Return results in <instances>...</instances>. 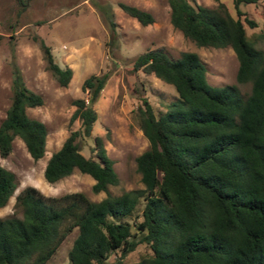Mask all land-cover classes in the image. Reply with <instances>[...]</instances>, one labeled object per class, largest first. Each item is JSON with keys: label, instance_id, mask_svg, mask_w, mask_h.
Here are the masks:
<instances>
[{"label": "trees", "instance_id": "obj_1", "mask_svg": "<svg viewBox=\"0 0 264 264\" xmlns=\"http://www.w3.org/2000/svg\"><path fill=\"white\" fill-rule=\"evenodd\" d=\"M232 1L235 15L223 3L168 0L170 23L197 46L231 47L238 59L236 81L250 83V92L242 94L236 84L210 85L195 52L176 59L161 49L138 54L133 69L172 85L177 99L157 114L143 98L135 111L148 140L136 157L143 190L112 195L108 187L119 181L113 160L102 137H92L94 103L107 74L86 77L81 88L87 99L72 102L70 121L78 120L79 127L50 155L43 176L55 183L78 170L94 180L93 193L106 196L98 201L82 192L45 196L25 187L15 197L21 216L0 217V264H46L75 229L70 264H106L111 254V264H264V53L246 33L244 23L255 22L240 9L257 0ZM118 6L141 25L153 22L148 11ZM39 47L46 69L66 86L71 68L58 65L43 40ZM11 90L0 121V156L10 153L18 137L37 160L45 153L47 130L26 109L41 105L42 97L25 86L16 65ZM89 138L92 155L85 156L78 142ZM16 187L14 173L0 164V208ZM141 201L140 214L130 220ZM142 243L150 255L123 262Z\"/></svg>", "mask_w": 264, "mask_h": 264}, {"label": "rangeland", "instance_id": "obj_2", "mask_svg": "<svg viewBox=\"0 0 264 264\" xmlns=\"http://www.w3.org/2000/svg\"><path fill=\"white\" fill-rule=\"evenodd\" d=\"M189 1L207 7L223 3L235 15L232 0ZM119 2L150 12L153 22L141 25L118 6ZM240 9L255 22L254 27L244 23L246 33L264 53V0L242 3ZM40 40L51 47L58 65L71 68L72 75L66 86L59 85L46 69ZM148 49H161L173 59L184 52H195L205 64L210 85L236 84L242 94L250 92V83L236 81L238 59L234 50L229 46H197L184 37L170 23L168 0H0V121L11 101L16 65L25 86L42 97V104L27 108V114L43 122L47 130L45 153L41 158L34 160L18 137L13 140L10 153L0 156V164L14 173L17 183L13 195L0 208V217L21 216V211L15 208V197L29 186L45 196L82 192L94 201L106 196L105 192L93 193L94 180L78 170L55 183L47 182L43 176L50 155L71 130L79 127L78 120L70 121L75 109L72 102L76 98L87 99V92L81 86L91 74H107L94 103L97 119L92 137H102L119 179L118 184L108 187V192L119 195L124 191L143 190L136 157L147 149L148 140L138 125L135 111L143 98L157 114L177 99L172 85L154 74L133 69L134 59ZM78 144L85 156L92 155V138L80 140ZM141 209L142 201L130 220ZM76 233L75 229L67 235L46 264H70L68 251ZM147 255L150 249L142 243L123 262H135ZM114 259L115 254H111L106 264Z\"/></svg>", "mask_w": 264, "mask_h": 264}]
</instances>
